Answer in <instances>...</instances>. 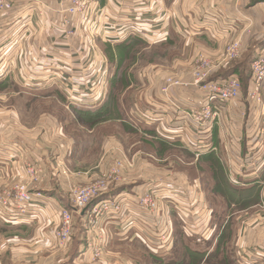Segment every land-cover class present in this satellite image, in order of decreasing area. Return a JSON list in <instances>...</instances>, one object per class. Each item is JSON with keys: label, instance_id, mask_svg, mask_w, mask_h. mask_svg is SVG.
<instances>
[{"label": "rangeland", "instance_id": "374dc122", "mask_svg": "<svg viewBox=\"0 0 264 264\" xmlns=\"http://www.w3.org/2000/svg\"><path fill=\"white\" fill-rule=\"evenodd\" d=\"M149 1L150 0H144V4L143 2H140L139 4L144 5L143 7H132V9L129 7L128 9L132 11L143 9L146 18H148L144 22L150 23L149 25H153L151 23L155 22V20L156 22L157 20L160 21L158 29H160L162 37L165 38L164 40L149 42L131 35L129 37H134L133 39H129L128 41L117 45L103 42L97 35L92 38L90 47L94 49V52L96 50V56L104 59L107 71H109L108 73L111 78V84L107 87L104 96V105L101 109H98L100 112L98 113L97 118L92 119L95 120V122L89 123L85 121L84 118L75 115L70 110L72 109V105H68L67 101L64 103L66 108L65 114L63 111L58 112V110H54L52 106L48 107L52 115L59 117V121L62 122V119L65 118L63 120L65 121V124L62 122L63 124L61 125L63 127L61 128H64L67 132L66 134L71 136L72 141L70 143L72 146L71 150L66 154L68 158L73 155V148H75L78 153L77 156L82 155L86 157L87 160H90L88 165H95L98 158L103 153L101 152L102 147L107 144L109 146L111 145V151L109 152L113 154V159H111V164L109 165L108 170L103 173H97V176H94V178L88 183L83 184V179L85 178L84 175L73 176L76 184L69 188L68 198H70L72 203V189L92 185L96 181L105 178L107 174L113 170L117 161L122 164L119 178L107 185L105 190L106 193L124 180H127L129 185L134 183V181V184L138 185L139 183V185H142V182L144 181L151 179L155 180V178L159 177H162L161 182L169 185H173V182H177L178 184L176 187L185 191V196L179 195L181 201L179 200L178 202L186 203L188 201L187 198H189L193 205L187 210L190 213L187 214L184 210L182 211L187 214L186 223L180 222V218L178 221V217L176 220L174 216H170V219L173 222L175 237V246L173 250L167 256H164V258L160 257L161 261L159 262L158 258L154 259L149 255H146L141 249L130 246L126 251L127 260L138 264H234V238L237 237V233L234 231V220L241 215V209H245L246 211L255 205H251L254 201L250 202L247 198L250 194L255 198V191L254 193L245 192V190L237 191L236 187H234L236 191H229L228 186H226L223 181V171L221 173V170L218 168V165L215 163V159L211 154L209 155L211 158L208 157L197 161V159L182 148L181 144H165L161 140L162 138L158 135L160 133L157 129L154 126L145 124L143 118L151 117L149 119L152 121V117L155 114L152 113L151 109L154 107H151L152 105L149 103H152L153 101H156L155 104L157 106V108H154V111L158 110L157 113H160L162 117L163 115H167L172 106L164 96L167 95L171 100L175 101V98L172 97L173 90L176 91L179 89V91L182 92L180 93V98L176 99V104L181 109H183V106H187V96L192 95L193 89H189V87L182 89L175 87L168 89L167 92L164 93L161 91V88L168 78L189 82L191 71L195 66L194 60L197 57H202L209 63L215 65V70L209 75L210 78L212 76L215 78L232 77L236 79L240 84L239 96L244 99V96L246 95L245 100H247L249 106H262V102L264 103V86L258 88L259 103L251 101L248 94L253 87L251 65L257 56L262 55L264 57V32L260 33L258 36H253L251 31V21L247 16L243 15V12L241 11L242 7L238 0L236 7L233 3V6L230 5L229 7L225 5L224 8L235 13L236 16L244 21V25H240L241 28L238 30L233 28V32L226 33L225 37L221 38L219 41L211 40L209 36H198L194 34L198 29H195L192 34L189 33V30H187L189 26L185 24V14L187 13L188 15H191L190 13L191 11H194V9L187 11L184 2L177 3L178 6L180 5V8L184 9L181 12L179 10L175 15L170 9L174 0H158L155 3V10L157 12L154 13H152L154 7H150L151 5H149ZM154 1L156 0H153V2ZM248 1V3H250V0ZM199 3L202 6L203 0H199L196 5ZM233 7H235V11L233 10ZM132 14L134 15V12H132ZM199 15H196V17L194 15V17L198 18L200 17ZM138 28L139 30H141V28L145 29V26H140ZM218 28L219 26H215V30L217 31L221 30L223 26L219 29ZM240 29L241 32L238 33ZM220 32L225 33L224 30ZM234 42H239L241 44L239 55L236 58H226L227 60H224L223 58L227 47ZM87 47L89 48V46ZM82 59H84V57ZM222 80L223 79L217 81ZM3 89L4 88L0 87V102L3 103L4 107L13 106L15 108L16 102L13 101L12 104L10 103L12 98H16L18 95H15V92H13L14 90H12L10 86L9 88ZM28 89L29 88L19 92V95L24 96V100L25 98H29ZM60 93L65 97L61 90ZM194 96L197 99V102L193 107L196 108L198 106L197 103L203 100L204 94H194ZM19 98L22 99L21 96H18V100ZM17 102L19 103L18 106L21 110V117L26 116L24 108H26L27 105H25V101L19 100ZM31 105L32 106L30 107L32 109L29 113V121L24 119L23 121H27V125L31 126V128L35 129L36 126H39L37 127L38 130H47L48 125L45 121L38 120L40 112L42 110L45 111L47 108L45 107L46 104L40 103L39 106L36 103H31ZM226 105L228 106V104L217 103L214 106L212 105V107L216 110L218 109L220 114L225 110L227 107ZM55 106L58 107L60 105L57 104ZM61 107L62 106H60V108ZM93 107L99 106L97 105ZM62 109L64 110L63 107ZM9 111V109L3 111L7 115L0 118V126L2 125L1 129L8 134H14L13 131H21L25 134H29V128H24V125L22 126V119L19 115L15 117L18 118V121L16 120L17 122H11ZM142 114H144V116ZM71 119L74 122V125L71 123ZM139 119H142L143 121L141 122ZM162 119L163 118H161V120ZM145 121H148V119ZM11 124L14 126H10ZM213 124L215 123L213 122L212 125ZM10 128L13 129L11 130ZM212 129L213 127L211 130ZM227 130L229 131V129ZM144 131L147 132L145 133ZM3 135L4 137L2 136V138L4 139V142L2 145L7 146L8 154L12 151L10 155H17L16 153H18V157H20V155L23 156H21L22 162L19 158L17 159L21 171H19L20 174L18 176V181L15 182L9 190L3 191L2 195L11 193L17 184L26 185L28 190H31L32 188L36 190L35 188L39 186V183L45 174L43 168L40 166L43 173L41 179L37 182L25 176L22 170L23 163L25 162V159L22 157L25 156V153L20 154L22 151L18 148V144L8 141L10 138L7 134L5 135L4 133ZM221 135H224L223 131L221 132ZM211 137L213 136L211 135ZM250 139L252 140V138ZM262 141L264 144V137L262 138ZM49 144H52L50 139ZM218 145L222 148L224 145L230 146L233 145V143L224 138V140L219 139ZM222 150L220 153L217 152V156L218 154L224 155ZM225 155L226 158L223 157L222 162L224 163L227 174V172H231V168L234 165L233 160H235V154L234 152L231 154H227L226 152ZM258 156H262L260 163L263 162L264 152L255 154L252 151V154L246 158L245 164L247 167L251 168L249 173H251L254 167H259V165L256 167V164H254V158H258ZM56 166L58 167L59 165L56 164ZM94 172H96V170H94ZM90 174H92V172H90ZM258 189L260 190V193H262L264 186L259 185ZM148 192L149 189L146 188L144 190L137 189L135 193L137 195H143ZM186 192L188 193L187 197ZM235 201L240 205L236 206L234 204ZM248 210L246 214H243L244 212L242 213L244 218H242L241 221H247V215H250L251 211ZM213 211H215L216 217L213 216ZM217 213L220 214V217ZM225 216L227 217V231L223 240L224 242L220 245L217 254L213 256L212 253L210 256H207L206 252H203V250L207 251L204 249L205 243H201L205 241L208 242L211 239L213 240V243H216L217 238L213 234V227L217 222V218L224 219L223 217ZM73 220L74 218L72 215V225L74 222ZM253 226L254 225H252V227ZM180 230L184 233V236H188L187 238H193V240H195L191 243H187V241L183 239V236L180 235ZM214 233L217 234V232ZM27 237L28 234L26 232L19 233L17 231L15 232L14 229L0 227V264H27L26 262H29V239H27ZM70 241L66 247H60L55 240L52 244V248L56 253L62 255L66 252ZM215 249L216 248H214L213 252ZM66 256L67 254L64 255V257Z\"/></svg>", "mask_w": 264, "mask_h": 264}, {"label": "crops", "instance_id": "0c3cea01", "mask_svg": "<svg viewBox=\"0 0 264 264\" xmlns=\"http://www.w3.org/2000/svg\"><path fill=\"white\" fill-rule=\"evenodd\" d=\"M54 1L55 0H45L46 3L51 4H53ZM92 1L97 3L101 8L113 10V0ZM198 1L199 0H174L170 8L175 15L179 10L181 12L184 9L180 8V5L178 6V2H184L187 11L194 9V11H191V15L185 14V24L189 26L187 29L189 33L192 34L195 29H198L194 34L198 36H209L211 40L219 41L221 38L225 37L226 33L231 32L233 28L238 30L241 28L240 25H244V21L236 16L235 13L224 8L225 5L230 7V5L233 6L234 4L236 7L237 0H203L202 6L200 3L196 5ZM238 2L242 7L241 11L243 15L247 16L251 21L253 36H258L260 33H263L264 1L250 0V3H248V0H238ZM235 7H233L234 11ZM38 10V6L17 0L9 15H0V87L5 89L10 86V88L14 90L13 92H15V95L22 97V99L19 98V100L25 101L24 103L27 105L26 108H24L26 116L21 117V110L17 102L19 101L18 96L12 98L10 103L12 104V102L15 101V108L13 106L4 107L3 103L0 102V118H2V116L5 117L7 114L3 111L9 109L11 122H17L18 118L15 117L19 115L22 119V126L24 125V128H29V134H25L21 131H13L14 134H8L1 129L2 125L0 126V196L3 194V191L9 190L11 186L18 181L20 167L17 159L19 158L22 162L21 156H23L20 155V157H18V153H16L17 155H10L12 151L8 154L7 146L2 145L4 142L2 136L4 137L3 134L5 133V135L7 134L10 138L8 141L18 144L16 145L19 146L18 148L22 151L20 154L25 153V158L22 157L25 159V162L38 164L43 168L45 174L39 186L35 188L36 190L33 188L31 190L39 192L46 201L47 206L40 210H36V216L31 219L29 218V221L13 220L8 222L0 217V227L14 229L15 232L17 231L19 233L26 232L28 234L29 262H26L27 264H138L127 260L126 251L130 246L141 249L146 255L154 259H159L160 257L164 258L165 254H169L175 246L174 227L170 216L172 215L174 218L177 216L178 219L180 218L181 222H184L183 212L178 211L174 203L167 204L166 201H164V205L159 209V216L157 214L156 219L149 220L150 225L148 226L141 224L138 218L132 215H125V219L116 216L101 217L98 219V224L96 226L98 227L97 231L94 230L91 231V233L87 232L89 229L87 225L88 212L91 207L100 200L110 197H124L130 206L136 208L133 195L136 194L135 192L137 189L144 190L148 188L161 191V193L167 192V189L163 187L167 184L161 182L162 177L155 178V180L151 179L144 181L142 185H139V183L138 185L134 184L135 181L129 185L127 180H124L115 185L107 193L97 198V200L86 209L77 211L72 207L68 194L69 188L76 184L73 176L84 175L83 184L88 183L94 176H97V173H103L108 170L111 159H113V154L109 152L111 151V145L109 146L107 144L102 147L101 152L103 153L100 155L95 165H88L90 160H87L86 157L82 155L77 156L78 153L75 148H73L74 152L71 157L68 158V156H66L67 152L71 150L72 146L70 143L72 141L71 136L66 134L67 132L64 128H61L63 127L61 124H65V121H63L65 118L62 119V123L59 121V117L50 113L51 111L48 108L52 106L54 110H58V112L63 111L65 114V97L60 93V89L56 84L40 79L39 73L42 71L35 70L39 62L45 61L43 53L45 52L47 44L55 41L61 46L62 42L57 39L58 34L53 24V18L48 15L45 18H39L37 15ZM194 15L195 17L196 15L200 17L197 16L198 18H195ZM215 26H219V28L223 26V28L217 31L215 30ZM222 30H224L225 33H221L220 31ZM239 32H241V29L238 33ZM27 88H29V98H25L24 100V96L19 95V92ZM180 93L182 92H180L179 89L176 91L173 90L172 97H174L175 100L177 98L179 99ZM245 96L244 99L239 96L233 103L228 104V106L226 105L227 107L225 110L219 114L218 120L214 122L215 124H213L211 132L203 135V141H201L202 144L199 146L200 149L197 152V157L194 154V149L188 145V140L193 135H191V131L184 136L182 135V137H178L176 134L168 135L166 133L170 130H174L172 128H175L178 123L176 120H171L170 113L162 117L160 113H157L158 110L154 111V108H157L155 104L156 101L152 100L153 102L149 103L152 105L151 107H154L151 109L152 113L155 114L152 117V123L145 121V118H143L145 124L154 126L157 129L160 133L158 135L165 144H181L182 148L197 159V161L205 159L203 157L209 156L210 154L213 155L221 173L223 170V176L225 175L223 181L224 184L228 186L229 191H236L234 187L237 188V191L245 190V192L253 193L255 191V198H253L252 194L247 197L249 199L248 201H254L251 205L255 204L249 209L251 211L250 215H247V221H241V219L244 218L242 213L244 212L243 214H246L248 209L246 211L245 209H241V213L237 212L241 215L234 220V231L237 233V237L234 238V255L237 257V261L238 255L242 251L250 248L253 249L264 240V189L262 193H260L258 189L259 185L264 186V161L260 163L262 156L258 159V163L256 158H254V164H256V167L259 165V167H257L258 169L254 167L251 173H249L251 168L247 167L245 164L246 162H244V160L252 154V151L254 153L257 151V148L252 145L250 138H253L255 134H261V137H264V103L262 102V106H249L247 100H245ZM103 102L98 105L99 107H78L77 109L73 107L75 109L70 110L75 115L79 114V117L84 118L85 121L92 123L95 122V120L92 119L97 118L100 112L98 109H101ZM31 103H36L39 106L40 103L46 104L45 107L47 108L45 111L42 110L40 112L38 120L45 121L48 125L47 130L40 131L37 128L39 126H36L34 129L27 125L29 113L32 109L30 107L32 106ZM55 103L62 106L64 110L62 107L60 108V106L56 107L55 105L57 104ZM183 107H188V105ZM142 115L144 116V114ZM161 118L163 119L161 120ZM23 119L27 121H23ZM143 120L139 119L141 122ZM71 123L74 125L72 119ZM10 126L14 125L11 124ZM10 129L12 130L13 128ZM227 129H229V131ZM147 131L144 132L146 133ZM222 131L224 132V138L233 143V145L230 146L224 145L222 147L223 150L218 145L219 139L224 140L221 135ZM211 135L213 137H211ZM49 139L52 144H49ZM221 150L224 155L226 152L227 154L234 152L235 160H233L234 165L231 168L233 173L229 174V172H227L226 174L225 166L222 162L223 157L226 158V155L218 154L217 156V152L220 153ZM262 152H264V144ZM56 164L59 166L57 167ZM94 170H96V172H94ZM90 172H92V174H90ZM231 175L232 179L234 178V182L231 181ZM172 184L176 186L178 183L173 182ZM188 192L190 193V191ZM179 195L182 194L179 192L173 193L174 199L181 201ZM234 204L236 206L240 205L236 201ZM187 205L186 202V206ZM59 207L69 210L74 218L71 241L67 246L66 252L62 255L56 253L52 248V244L55 242L52 234L59 223ZM223 223L224 226H226V216ZM252 225L254 226L252 227ZM151 226L153 227L151 228ZM213 228V234L218 240V238L222 236V233H224L223 228L219 229L217 234L214 233L215 227ZM161 230H166L172 240V247L168 251L158 250V247L154 246L156 244V231ZM98 233L103 236L105 241L99 261H93L85 247L87 240L90 239L89 235L91 236L92 234L93 236ZM152 242H155V244L152 245ZM214 244L215 243L212 242L211 249ZM66 254L67 256L64 257ZM253 259V264H264V257H260V255L254 256Z\"/></svg>", "mask_w": 264, "mask_h": 264}, {"label": "built area", "instance_id": "2783aa9c", "mask_svg": "<svg viewBox=\"0 0 264 264\" xmlns=\"http://www.w3.org/2000/svg\"><path fill=\"white\" fill-rule=\"evenodd\" d=\"M16 1L0 0V15H9ZM21 1L38 6L37 15L39 18H45L47 15L53 18V24L58 34L57 39L62 42V45H58L55 41L47 44L43 53L45 61L39 62L35 70L42 71L39 73L41 80L58 86L70 106L94 108L93 106L100 105L105 98L110 74L107 71L104 59L96 56V50L94 52V49L90 47L93 36L97 35L103 42L112 44H119L131 35L149 42H158L165 39L162 37L160 29H158L160 21L157 20L156 22L155 20V22L151 23L153 25H149L150 23L144 22L148 18H146L143 9H137V11L128 9L129 7L131 9L132 7H143L144 5L139 3L143 2L144 4V0H113V10L101 8L92 0H55L53 4L46 3L45 0ZM157 1H149L150 7H154L152 13L157 12L155 10ZM132 12H134V15ZM140 26H145V29L141 28L139 30L138 27ZM240 49L241 44L239 42L231 43L227 47L223 59L236 58ZM83 57L84 59H82ZM194 63L195 66L191 71L189 82L168 78L161 91L166 93L170 88L177 87L182 89L189 87V89H193L194 94H204L203 100L197 103L198 106L196 108L193 107L197 102L193 93L187 96L188 107H183V109L176 104V100H171L167 95L164 96L172 106L170 112H168L171 115V120H176L178 123L175 128H172L174 130L166 133L182 137V135L184 136L191 131L190 133L193 135L188 140V145L194 149V154L197 157L199 146L202 144L201 141H203V135L210 133L213 127L212 123L219 118L218 109L216 110L212 105L233 103L240 95V84L232 77L222 81H207L209 75L215 70V65L202 57L195 58ZM251 72L253 87L248 97L251 101L259 103L258 88L264 86V57L262 55L257 56L253 61ZM146 119H148L147 122H152L149 118ZM251 141L252 145L257 148L258 153L262 152L263 141L261 134H255ZM257 151L255 154H257ZM259 158L260 156L256 157L257 163ZM121 166V162L117 161L113 170L105 178L96 181L92 185L72 189L73 208L77 211H82L93 200L101 197L107 185L119 178ZM22 170L25 176L36 182L41 179L43 173L40 165L30 162H24ZM230 173H233L232 169ZM231 181L234 182L232 175ZM176 186L175 184L164 185L163 187L167 189L166 193L149 189L146 194H134L133 200L136 208L130 206L124 197H110L100 200L88 212L87 225L89 229L87 232L97 231L98 227L96 226L98 219L101 217L116 216L125 219V215H132L138 218L141 224L148 226L150 225L149 220L156 219L157 214L159 216V209L164 205V201L167 204L174 203L178 211L182 212L184 210L185 213H190L187 210L193 204L189 198H187L188 201L186 199L187 206L186 203H178L174 199L173 193L176 192L185 196V191L178 189ZM187 194L186 192V197ZM46 206L47 203L39 192L28 190L24 184H17L11 193L0 196V217L8 222L13 220L29 221V218L36 216V210ZM58 210L60 222L52 235L60 247H66L70 241L73 228L72 214L64 208L59 207ZM187 214L183 213L184 223H186ZM156 234V244L152 242V245L155 244L154 246H157L158 250H170L172 240L167 231H156ZM89 238L86 242V251L89 252L93 261H99L105 239L100 233L93 236L91 234ZM257 255L264 257V240L255 248L242 251L238 255V263L253 264V257Z\"/></svg>", "mask_w": 264, "mask_h": 264}, {"label": "trees", "instance_id": "16d2710c", "mask_svg": "<svg viewBox=\"0 0 264 264\" xmlns=\"http://www.w3.org/2000/svg\"><path fill=\"white\" fill-rule=\"evenodd\" d=\"M134 37H129L128 39H126L125 41H128L129 39H133ZM167 39V38H166ZM125 41H123V42H121L120 44H122V43H124ZM159 43H161V42H159ZM118 45V44H117ZM109 72V71H108ZM228 77H217V78H215V77H212L211 76V78L209 77V80L208 81H217V80H221V79H223V80H225V79H227ZM111 84V78H109V83H108V86ZM105 102V101H104ZM104 102H103V105H104ZM72 107V109H75V108H73V106H71ZM76 109H77V107H76ZM78 116H80L79 114H77ZM213 156V155H212ZM208 157H210L211 158V156H205V157H203V158H208ZM215 161V160H214ZM215 163L217 164V161H215ZM223 171V170H222ZM223 176V175H222ZM225 176V175H224ZM263 176H264V174H263ZM224 178V177H223ZM95 200H97V199H95ZM95 200H93L92 202H91V204L90 205H92L94 202H95ZM215 213V211H213V216L214 217H216V213ZM218 214V213H217ZM218 216L220 217V214H218ZM223 218H225V217H223ZM175 219L177 220V216H175ZM216 219V218H215ZM178 221H179V219H178ZM223 221H224V219H218L217 218V222H216V224H215V232H218V230L219 229H221V228H223V231H224V233H222V236L220 237V238H218V240H216V243L214 244V246L212 247V249H211V246H212V239L210 240V241H208V242H203V243H201V244H204L205 243V248L204 249H206L207 251H204L203 250V252H206V254H207V256H210L212 253H213V256L215 255V254H217V252H218V250H219V248H220V245L224 242L223 240H224V237H225V233H226V231H227V223H226V226H224V223H223ZM181 222V221H180ZM184 233H182L181 232V230H180V235H182L183 236V239L184 240H186L187 241V243H191L192 241H194L193 240V238H187L186 236H184L183 235ZM186 234V233H185ZM189 237H191V236H189ZM186 243V244H187ZM200 243V242H199ZM188 245V244H187ZM174 248V247H173ZM214 248H216L215 249V251L213 252V250H214ZM211 249V251L209 252V250ZM173 250V249H172ZM171 250V251H172ZM168 254H165V256H167ZM162 256H163V254H162ZM159 262L161 261V258H159V260H158ZM233 263L234 264H239L238 263V261H237V257H235V255H234V259H233Z\"/></svg>", "mask_w": 264, "mask_h": 264}]
</instances>
